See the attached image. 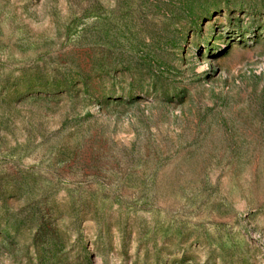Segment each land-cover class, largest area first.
Here are the masks:
<instances>
[{"label":"rangeland","instance_id":"1","mask_svg":"<svg viewBox=\"0 0 264 264\" xmlns=\"http://www.w3.org/2000/svg\"><path fill=\"white\" fill-rule=\"evenodd\" d=\"M0 264H264V0H0Z\"/></svg>","mask_w":264,"mask_h":264}]
</instances>
